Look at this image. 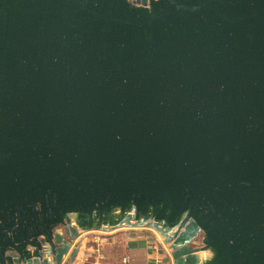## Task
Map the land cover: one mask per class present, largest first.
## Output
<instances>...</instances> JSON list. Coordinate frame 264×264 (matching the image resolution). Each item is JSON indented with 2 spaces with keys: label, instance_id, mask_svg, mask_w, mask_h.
Returning a JSON list of instances; mask_svg holds the SVG:
<instances>
[{
  "label": "water",
  "instance_id": "95a60500",
  "mask_svg": "<svg viewBox=\"0 0 264 264\" xmlns=\"http://www.w3.org/2000/svg\"><path fill=\"white\" fill-rule=\"evenodd\" d=\"M132 225L264 264V0H0V264Z\"/></svg>",
  "mask_w": 264,
  "mask_h": 264
},
{
  "label": "crops",
  "instance_id": "0c3cea01",
  "mask_svg": "<svg viewBox=\"0 0 264 264\" xmlns=\"http://www.w3.org/2000/svg\"><path fill=\"white\" fill-rule=\"evenodd\" d=\"M171 251L156 228L122 226L82 232L80 249L68 264H172ZM68 255H64L62 264ZM126 256L128 260H124Z\"/></svg>",
  "mask_w": 264,
  "mask_h": 264
},
{
  "label": "flooded vegetation",
  "instance_id": "af4514ba",
  "mask_svg": "<svg viewBox=\"0 0 264 264\" xmlns=\"http://www.w3.org/2000/svg\"><path fill=\"white\" fill-rule=\"evenodd\" d=\"M196 240H200V238H196ZM202 255H208V252L207 251H204V252H201Z\"/></svg>",
  "mask_w": 264,
  "mask_h": 264
},
{
  "label": "built area",
  "instance_id": "2783aa9c",
  "mask_svg": "<svg viewBox=\"0 0 264 264\" xmlns=\"http://www.w3.org/2000/svg\"><path fill=\"white\" fill-rule=\"evenodd\" d=\"M128 258H129V257L126 256V257L124 258V260H128Z\"/></svg>",
  "mask_w": 264,
  "mask_h": 264
}]
</instances>
